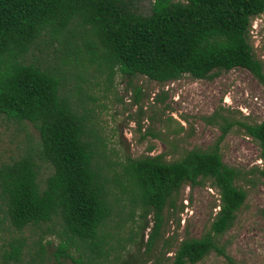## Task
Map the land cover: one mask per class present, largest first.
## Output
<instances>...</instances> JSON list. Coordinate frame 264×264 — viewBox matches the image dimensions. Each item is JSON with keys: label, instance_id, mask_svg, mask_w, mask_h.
I'll use <instances>...</instances> for the list:
<instances>
[{"label": "trees", "instance_id": "16d2710c", "mask_svg": "<svg viewBox=\"0 0 264 264\" xmlns=\"http://www.w3.org/2000/svg\"><path fill=\"white\" fill-rule=\"evenodd\" d=\"M262 14L264 0H152L148 15L134 0H0V121L30 123L40 135L38 150L0 166V264H23L28 255L43 260V239L57 232L59 261L83 264L85 252L75 259L74 249L107 255L111 183L127 192L132 204L154 213L155 237L164 210L174 206L181 189L207 181L220 196L208 230L182 240L167 262L150 264H198L212 253L236 264L220 243L248 197L238 184L240 170L227 165L219 149L230 125L206 150L192 149L176 161L163 154L129 159L123 174L110 179L98 160L99 144L78 82L86 80L89 64L110 75L118 70L161 84L185 75L211 79L242 68L264 89V63L250 43L252 22ZM42 44L44 50L55 49V61L40 56ZM216 118L224 119L218 113L209 119L218 123ZM241 126L264 161V119ZM39 160L52 169L45 180ZM27 230L38 237L27 236Z\"/></svg>", "mask_w": 264, "mask_h": 264}, {"label": "rangeland", "instance_id": "374dc122", "mask_svg": "<svg viewBox=\"0 0 264 264\" xmlns=\"http://www.w3.org/2000/svg\"><path fill=\"white\" fill-rule=\"evenodd\" d=\"M138 11L148 15L152 0H134ZM250 43L258 59L264 63V14L252 22ZM34 56L55 61L54 48ZM60 63L59 57L57 62ZM85 81L78 82L84 89V107L88 126L98 141V160L109 178L123 174V164L129 159L163 154L176 161L195 148L206 150L222 135V127L229 132L219 143L223 161L240 170L238 184L248 197L234 226L220 238L228 255L236 264H264V161L259 145L246 135L241 123L255 124L264 119V89L246 69L221 72L211 79H195L189 75L177 81L158 83L145 76L128 77L115 70L113 75L101 72L96 64L88 65L83 73ZM75 81L70 82L69 87ZM73 101L80 104L74 94ZM82 108H80L81 110ZM82 111V110H81ZM218 123L210 121L215 114ZM227 120V122H226ZM38 130L30 123L17 124L0 121V166L21 158L40 147ZM41 163V180L52 169ZM114 213L105 228L110 235V251L98 258L89 251L73 250L75 259L83 264H146L156 260L167 262L179 243L187 237L200 238L209 228L219 210L220 196L211 182L184 186L176 196L174 206L164 210L163 225L157 236L152 211L145 212L134 205L130 195L113 183ZM58 233V232H57ZM43 239L45 255L25 256L23 264H76L72 259L55 256L60 238L58 234ZM27 236L38 237L27 230ZM48 242H50L48 244ZM3 242L0 240V258ZM34 250V249H33ZM38 250V248H37ZM35 256V253H33ZM198 264H230L216 253Z\"/></svg>", "mask_w": 264, "mask_h": 264}]
</instances>
